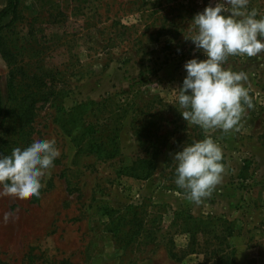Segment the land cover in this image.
<instances>
[{
  "label": "rangeland",
  "instance_id": "374dc122",
  "mask_svg": "<svg viewBox=\"0 0 264 264\" xmlns=\"http://www.w3.org/2000/svg\"><path fill=\"white\" fill-rule=\"evenodd\" d=\"M16 1L15 21L2 31V39L34 50L20 52L17 66L28 74L40 66L58 72L52 81L44 80L56 86V96L38 105L31 139H55L61 155L42 178L38 197L0 196V261L20 264L30 254L40 262L70 264H199L202 257L195 255L181 263L169 259V240L175 252L187 244L173 214L194 217L216 197L202 204L186 200L185 208L175 210L159 202L167 198L151 195L177 194L182 206L187 196L175 183L174 155L210 136L222 149L224 166L232 151L242 171L219 186L220 216L195 218L230 222L234 264H264V178L255 155L235 153L245 141L247 147L254 139L253 147L264 146V54L230 56L223 65L247 75L244 85L253 106H245L239 131L205 132L185 121L178 103L183 65L206 58L186 39L195 34L191 20L219 0ZM5 5L0 0V10ZM248 8L260 18L264 0H249ZM10 69L0 53L4 102ZM143 105H149L144 118L138 111ZM158 110L153 117L147 113ZM88 125L93 130L108 127L118 136L116 158L103 163L79 151V132ZM153 133L160 153L151 159ZM141 159L155 164L150 177H145L149 165L139 164ZM5 213L11 214L6 224Z\"/></svg>",
  "mask_w": 264,
  "mask_h": 264
},
{
  "label": "clouds",
  "instance_id": "9594fccd",
  "mask_svg": "<svg viewBox=\"0 0 264 264\" xmlns=\"http://www.w3.org/2000/svg\"><path fill=\"white\" fill-rule=\"evenodd\" d=\"M248 4L249 0H219L191 20L195 34L186 39L206 58H192L183 65L186 76L178 89V103L185 109L180 112L185 121L205 132L239 131L245 106H253L244 85L247 75L223 66L230 56L264 54V15L257 18L258 12L249 10ZM60 155L55 139L36 138L28 147L0 156V196L38 197L42 178ZM173 160L176 185L197 204L221 182L225 170L222 149L210 136L184 146ZM10 216L4 214L5 224Z\"/></svg>",
  "mask_w": 264,
  "mask_h": 264
},
{
  "label": "trees",
  "instance_id": "16d2710c",
  "mask_svg": "<svg viewBox=\"0 0 264 264\" xmlns=\"http://www.w3.org/2000/svg\"><path fill=\"white\" fill-rule=\"evenodd\" d=\"M16 13L17 1L6 0L5 7L0 10V53L5 62L11 65V69L5 81V87L7 89L5 102L2 99L0 87V156L10 155L13 149H24L33 142L31 134L34 131V116L36 110L39 108L38 105L46 103L56 96L54 90L56 86L44 80L45 78H50L52 81L58 72L52 74L50 69L48 70L40 66L35 69L36 71L28 74V69H24L22 65L17 66V57L20 58V52L22 51L33 53L34 50L31 48L27 50L22 46L17 47L16 43L14 44V40L3 41L2 39V31L14 23ZM6 20L7 22L4 23ZM132 88L130 87V90ZM80 106H84V103L80 104ZM76 108L68 111V114L72 115L71 113ZM139 108L136 107V109H139V114L144 118V109L148 110L149 105H143ZM147 113L153 117L156 113H159V110L153 113ZM152 135L154 137L152 144L155 145V148L152 152L151 159L154 155L160 153L158 138L156 140L155 133ZM79 136L80 139H78V142L82 143L79 151L94 156L97 161L104 163L109 159L116 158L119 154L118 136L115 134L112 135V131L108 127L103 130H93V126L88 125L81 129ZM138 162L139 164L149 165V172H146L145 177H150L156 170L155 164H152L149 159H141ZM173 216L174 219L172 220L174 223L180 219L177 224V233L185 234L187 244L184 249L175 252V249L172 247L173 241L169 240L167 245H169L168 257L170 260L181 263L187 256L195 255L196 257H202V261L199 264H234V248L229 242V239L234 233V229L230 222L223 218L208 216L195 218L182 213H174ZM136 220L139 221L138 219ZM0 264L8 263L0 261ZM20 264L70 263L67 261L40 262L39 259L29 254Z\"/></svg>",
  "mask_w": 264,
  "mask_h": 264
},
{
  "label": "crops",
  "instance_id": "0c3cea01",
  "mask_svg": "<svg viewBox=\"0 0 264 264\" xmlns=\"http://www.w3.org/2000/svg\"><path fill=\"white\" fill-rule=\"evenodd\" d=\"M255 141H256V139L252 140V143H250V147L246 146L247 142L245 141V144L243 146L241 144L239 145V148L237 150H235V153L237 152L242 157L244 156V158L255 155V159H257L259 171L261 172V176L264 178V146L257 144L256 147H253ZM229 150H232V149H229ZM228 152H229V154H227V156L225 157V166H224L225 170H224V173L222 174L221 182L218 185H216L215 188L211 190V194L209 196L203 198L199 204H202L203 202H207L208 200H210V198L213 195H214V197H216L215 201L212 200L213 202H212V204H210L209 209H204L203 211L198 210L196 212L194 211L193 212L195 215V216L193 215L194 217H201L203 215H207V213H209L210 215L220 216L218 211L220 208L219 203H220L221 198L218 197L217 192L221 189L220 187L223 188V185L226 184L229 179H232V178L234 179V178L238 177L240 171H242V165H241L240 161L238 164V155L234 154L232 151H228ZM225 155H226V153H225ZM151 196L153 198H155V197L167 198V200H165V201L160 200L159 202L170 205V206L174 207L175 210H176V208H179V209L185 208L186 200L189 201L188 199H183L184 204L182 206H180L179 203L181 201L177 199V194L166 193L163 191L156 192L154 195H151ZM188 203H191V201H189ZM174 208H172V209H174ZM223 213L224 212H221V214H223Z\"/></svg>",
  "mask_w": 264,
  "mask_h": 264
}]
</instances>
